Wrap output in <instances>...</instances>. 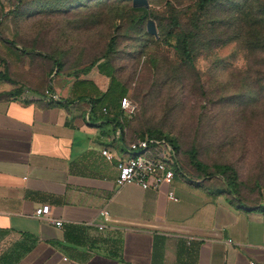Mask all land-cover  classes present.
Masks as SVG:
<instances>
[{
  "label": "crops",
  "instance_id": "crops-1",
  "mask_svg": "<svg viewBox=\"0 0 264 264\" xmlns=\"http://www.w3.org/2000/svg\"><path fill=\"white\" fill-rule=\"evenodd\" d=\"M2 4L0 264H264V204L236 198L215 178L188 165L190 176L159 191L118 187L114 125L99 111L87 123L91 104L78 100L97 75L77 88L54 65L40 69L13 42ZM44 88L62 102H47ZM43 205L51 206L44 220Z\"/></svg>",
  "mask_w": 264,
  "mask_h": 264
},
{
  "label": "rangeland",
  "instance_id": "rangeland-1",
  "mask_svg": "<svg viewBox=\"0 0 264 264\" xmlns=\"http://www.w3.org/2000/svg\"><path fill=\"white\" fill-rule=\"evenodd\" d=\"M0 1L13 42L40 69L60 65L64 86L98 61L89 75L99 83L85 91L100 98L111 83L105 71H112L138 109L127 126L130 140L168 135L185 166L195 147L221 185L216 167L228 166L237 198L264 204V0H216L204 11L201 0H149V9L133 8L132 0ZM149 20L157 38L147 32ZM190 32L193 64L174 48Z\"/></svg>",
  "mask_w": 264,
  "mask_h": 264
},
{
  "label": "built area",
  "instance_id": "built-area-1",
  "mask_svg": "<svg viewBox=\"0 0 264 264\" xmlns=\"http://www.w3.org/2000/svg\"><path fill=\"white\" fill-rule=\"evenodd\" d=\"M47 102H62V98L52 89H47L43 95ZM90 103V101H89ZM91 104V103H90ZM92 105L89 110L86 121L92 122ZM123 118L122 126L114 127V146L121 150V154L117 159L118 176L116 184L118 187L126 185H138L144 190L159 191L164 186H171L178 174H184L180 155L175 145L167 138H137L128 140L126 123L130 122L138 112L137 106L130 100L124 99L121 106ZM102 116L108 117L110 109L107 107L99 111ZM108 160H114V156L105 149L102 152ZM168 197L177 200L172 191L168 192ZM51 206L43 205L36 210V216L39 219L50 217ZM106 212H102L101 216L107 217ZM57 227H62L63 222L55 221ZM102 230L103 227H100ZM230 243L232 241H229Z\"/></svg>",
  "mask_w": 264,
  "mask_h": 264
},
{
  "label": "trees",
  "instance_id": "trees-1",
  "mask_svg": "<svg viewBox=\"0 0 264 264\" xmlns=\"http://www.w3.org/2000/svg\"><path fill=\"white\" fill-rule=\"evenodd\" d=\"M215 2H216V0H201L199 3V9L201 11H204L208 7L215 4ZM132 4H133V0H132ZM136 9H145V8H136ZM168 37L171 38L172 35L170 34ZM194 37H195V34L193 32H190L189 34L184 35L182 37L181 36L176 37L178 46H174V48L176 47L177 51L180 53V55L183 57V59L186 62H188L189 64H193V60H194L193 56H192V51H191L192 41H193ZM112 41H113V39L110 41V45L108 47V51H107L106 56L112 50V47H111ZM104 58H106V57H104ZM97 63H98V61H93L88 67L83 69L81 73H83L84 75L87 76L97 66ZM56 68L58 69V71H61L60 65H56ZM105 72L107 73L106 76L110 79V82H111L109 90L106 93L102 94L100 96V98H94L91 96H84L83 98L78 99V100L79 101H82V100L83 101L84 100L90 101L92 108H93L92 109L93 115L97 114V112L102 110V108H104V107L109 108L110 109V115L108 117H106L107 121H109L111 124H113L114 127L122 126L121 119L123 118V113L121 111V106H122L123 100L126 99L125 96L127 94V91L113 77L112 71L109 70V68H107ZM70 77H72V76H70ZM73 77L75 79L73 85H75L77 82L87 84V82L83 81V79L81 80L75 74ZM19 92L23 93L24 91H22V88H20ZM67 102L68 101L66 100L65 103H67ZM56 103H61V102H56ZM65 103H64V105H66ZM117 106H118V109H115V107H117ZM128 123H126V127L128 126ZM147 136L152 137V138H167L170 141H172V143L175 145L177 151L179 152L180 163H181V167H182L184 174L187 177L190 176V174L186 170V166L184 165V162L182 160L180 148H179L177 142L173 138H171L170 136L165 135L159 131L147 132V134L141 135L142 138H145ZM187 154H188V158H189V165L194 170H196L199 174H202L205 177H214L209 173L208 166H206L200 160H198L197 150L195 149V147L191 148V150H189L187 152ZM216 168L220 169V172H219L220 175L219 176L224 178V182H225V185L228 189V192L237 198L236 191L238 189V184L236 182L237 176H236L235 172L228 166L216 167ZM229 172H231V175L227 176V173H229ZM262 208L264 209V206Z\"/></svg>",
  "mask_w": 264,
  "mask_h": 264
},
{
  "label": "water",
  "instance_id": "water-1",
  "mask_svg": "<svg viewBox=\"0 0 264 264\" xmlns=\"http://www.w3.org/2000/svg\"><path fill=\"white\" fill-rule=\"evenodd\" d=\"M134 8H150V3L148 0H133ZM147 32L156 38L158 37V30L155 21L149 20L147 23Z\"/></svg>",
  "mask_w": 264,
  "mask_h": 264
}]
</instances>
